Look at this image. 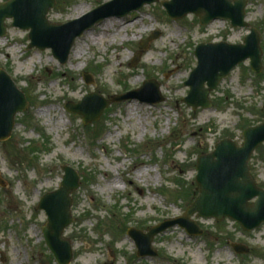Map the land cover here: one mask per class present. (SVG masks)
<instances>
[{
	"label": "rangeland",
	"instance_id": "374dc122",
	"mask_svg": "<svg viewBox=\"0 0 264 264\" xmlns=\"http://www.w3.org/2000/svg\"><path fill=\"white\" fill-rule=\"evenodd\" d=\"M108 1L55 0L46 17L51 24L62 23ZM161 1L93 25L75 39L64 64L49 48L27 49L28 30L5 19L0 68L28 106L0 141V264H57L43 238L47 216L37 204L58 188L65 164L80 180L72 193L74 220L63 232L71 240L69 264H264V223L245 231L231 219L193 215L202 233L169 227L153 237V257H138L126 234L130 227L147 232L159 221L181 216L197 194V157L225 137L240 144L247 126L264 121V0H248L249 27H232L227 19L202 26L194 14L171 19ZM80 4L86 8L77 16ZM110 19L114 22L106 28ZM250 27L260 34L259 75L248 59L238 63L210 92L213 105L192 110L182 98L188 92L183 83L196 65V44L242 43ZM154 31L159 36L131 65L140 41ZM73 50L82 55L74 57ZM84 71L91 83L83 80ZM147 77L157 80L163 101L112 102L87 125L64 108L90 92L109 98L134 90ZM249 168L264 187V144L252 153ZM232 243L248 252L236 253Z\"/></svg>",
	"mask_w": 264,
	"mask_h": 264
},
{
	"label": "water",
	"instance_id": "95a60500",
	"mask_svg": "<svg viewBox=\"0 0 264 264\" xmlns=\"http://www.w3.org/2000/svg\"><path fill=\"white\" fill-rule=\"evenodd\" d=\"M156 1L111 0L74 20L64 24H51L46 14L54 6L55 0H8L0 2V37L6 33L5 19L11 18L12 26L29 30L28 49L50 48L53 56L64 64L75 39L92 25L111 16H124L140 9L144 4ZM247 1L163 0L161 4L171 18H181L193 13L198 16L202 25L220 17L230 20L233 27H248L245 21ZM158 36L159 32L154 31L142 40L132 65L139 60L141 51L147 49L149 42ZM194 55L197 63L184 82L189 90L182 99L193 110L211 106L210 92L238 63L250 59V66L257 73L262 67L260 37L254 27L250 28V33L244 37L242 43L202 42L196 45ZM84 79L87 83L92 81L89 74H84ZM131 98L150 104L163 100L159 83L155 79H147L138 89L110 99L104 98L100 92H91L77 103H66V109L80 114L86 125L97 120L111 102ZM27 106L23 92L17 88L10 75L0 69V141L10 136L15 115L26 110ZM242 135L243 141L240 145L225 137L214 145L213 151L198 156L195 178L198 195L186 208L183 216L148 228L147 233L129 229L128 234L135 241L138 256L155 255L151 245L153 237L173 225L178 224L190 234H201L198 225L191 219L193 214L198 217H214L219 221L228 217L239 222L245 230H252L264 222V188L256 184L248 166L252 152L264 142V121L245 128ZM61 169L64 174L58 189L42 195L37 208L44 210L47 216V222L42 229L45 243L58 264H69L72 259L71 240L64 237L63 232L73 222L71 193L79 187L80 182L75 169L67 165ZM0 185L4 186L1 181ZM232 246L239 253L248 252L245 245Z\"/></svg>",
	"mask_w": 264,
	"mask_h": 264
},
{
	"label": "bare ground",
	"instance_id": "6f19581e",
	"mask_svg": "<svg viewBox=\"0 0 264 264\" xmlns=\"http://www.w3.org/2000/svg\"><path fill=\"white\" fill-rule=\"evenodd\" d=\"M90 6V5H89ZM85 8H86V5L85 4H80L78 5L76 8H75V15L79 16L80 14H82L84 11H85ZM114 20L113 19H110L109 21H106L105 23V27L108 28L109 24H113ZM73 53H74V57H80L82 55L81 52H78L77 50H73Z\"/></svg>",
	"mask_w": 264,
	"mask_h": 264
}]
</instances>
